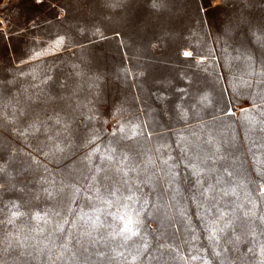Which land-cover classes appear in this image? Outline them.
Listing matches in <instances>:
<instances>
[{"label":"rangeland","instance_id":"rangeland-1","mask_svg":"<svg viewBox=\"0 0 264 264\" xmlns=\"http://www.w3.org/2000/svg\"><path fill=\"white\" fill-rule=\"evenodd\" d=\"M157 2L159 7H153V0H0V110L8 116L0 123V157L11 164L14 185L0 191V202H15L25 213L14 225H0V237L10 232L13 241L29 238L27 242L36 247L28 251L38 257L37 249L42 248L43 257L32 264H43L49 249L55 258L68 232L73 243L79 240L89 248L84 253L79 244L74 248L69 244L80 264L97 249L115 259L101 262L91 255L88 264H205L206 260L209 264H258L264 243L258 219L264 215L259 192L264 183L260 178L264 173V81L259 75L264 48L246 26L226 33L224 23L242 11L254 25L264 24V0ZM60 37L63 43H57ZM187 49L191 57L183 55ZM205 94L209 101L202 105L198 100ZM14 109L17 117L9 123ZM20 109L44 121L56 114L68 120L69 132L59 137L65 151L54 152L44 134L19 136L18 131L30 122L19 116ZM181 109L188 113L187 119L181 118ZM121 125L125 131L113 136ZM133 126H137L135 136ZM92 134L99 139L85 146ZM97 145L100 151L89 161L85 157ZM123 153L131 158L126 164L120 163ZM109 154L111 161L105 158ZM169 156L172 160L163 164ZM149 157L154 164H147L144 172ZM173 162L180 175L172 187L183 193L175 201L167 188ZM189 163L205 169L202 175L211 177L212 183L219 177L217 189L229 192L220 205L235 232L232 228L218 232V241L208 238V223L215 213L202 221L205 208L185 198L194 179L186 167ZM133 165H139L141 181L152 177L137 193H147L149 200L147 212L140 217V235L124 247L119 236L109 238L107 245L94 244L96 233L86 234L89 217L99 215L118 230L122 223L108 213L123 215L126 203L135 218L134 209L141 206L142 201L125 199L129 192L122 183L128 179L135 184L137 173L129 172L125 178L117 171ZM97 167L103 170L97 173ZM211 168L216 171L208 172ZM113 186L120 188L116 196L109 195ZM42 188L56 195L47 199ZM37 194L40 199L35 198ZM104 199L113 205L109 207ZM181 208L185 217L179 214ZM46 211L50 223L32 219L36 212ZM245 212L250 215L245 217ZM252 212L256 215L251 216ZM10 214L5 208L0 219ZM81 215L85 219L77 220ZM65 218L69 220L65 234L56 232L57 223ZM223 225L221 221L219 227ZM38 227H43V233L34 231ZM102 231L107 234L112 229ZM236 235L241 237L239 242L234 240ZM230 237L233 244L226 243ZM5 246L0 244V249ZM248 247L255 255L247 252ZM3 259L16 264L8 253ZM57 264L77 262L65 259Z\"/></svg>","mask_w":264,"mask_h":264},{"label":"snow or ice","instance_id":"snow-or-ice-1","mask_svg":"<svg viewBox=\"0 0 264 264\" xmlns=\"http://www.w3.org/2000/svg\"><path fill=\"white\" fill-rule=\"evenodd\" d=\"M242 3H249L250 0H241ZM112 6H116L115 4ZM159 3L157 0H153V7H159ZM243 26H246L250 34L254 37L255 42L261 47L264 48V24H261L259 26H256L252 23L251 20H249L248 16H246L242 11L233 14L231 17L227 19V21L224 23V28L226 33L231 32L234 28H241ZM64 38L60 37L57 41V43H63ZM42 53H36V56H40ZM183 55L185 57H191V52H184ZM261 68L259 75L262 78V81H264V60L261 62ZM43 82V81H42ZM250 86V85H249ZM209 101V97L207 94L199 97L198 103L202 105H206ZM19 116L24 117L25 119L29 120L30 122L27 123L26 127L23 130L18 131L19 136H33L35 137L36 134H44L45 140L50 142L52 145V148L54 152H63L65 151V146L62 145L61 141L59 140V137L62 135H65L69 132V122L68 120H65L62 116L59 114H56L54 116H49L47 121L39 119V115L36 114L35 116L33 113L26 111L25 109H20ZM10 116L13 117V120L9 121V123H12L14 119L17 117V110H13L12 113H9ZM181 118L187 119L188 113L185 112L183 109H181L180 112ZM89 119H92V117H89ZM5 120H8V116H6L2 110H0V123H3ZM135 127L133 126V132L132 136L137 135V133L134 131ZM125 131V128L123 125H121L118 129L114 130L112 135L115 136L117 132L123 133ZM128 139H131L132 137H126ZM99 139V136L96 134H92L91 136L86 138L85 146L95 144V142ZM39 151L40 149L37 148ZM99 146H95L92 148V150L87 154L85 157L89 161H91V157L95 155L97 152H99ZM116 149H110V152H115ZM186 151V150H184ZM216 152H219V148L216 149ZM43 155L48 156V152H43ZM107 160L111 161L113 157L109 154L105 157ZM211 157H209L210 159ZM220 159H223V157H219ZM131 158L127 153L122 154V159L120 161L121 164H126ZM169 160H172V157L169 156L167 160H162V163L165 165H168ZM3 157H0V191H7V186H14L11 184V173L9 172V168L11 167V164L9 162H2ZM216 161L213 160V164H215ZM147 164H154V161H152L151 157H149L148 161L145 162V168L144 172L147 171ZM178 167V164L176 162H173L172 165H169V174L171 175V179L167 181V188L171 189L172 195L170 199L172 201L176 200V197L178 195H183L179 187L173 188L172 186L177 183V177L180 175L178 172L175 171V169ZM186 167L190 168L191 176L194 178L192 181V188L190 191V196L185 197L186 199H190L198 208L204 207L205 208V214L200 216V219L203 221L205 219H208L207 214L208 213H215V215L212 217L211 220H209L208 227H209V240L211 241H218L220 237L217 235L218 232H224L225 229L232 228L233 232H235V229L233 228V222L231 220H226L225 216L226 213L222 209L220 205V200L223 197H226L229 195V192L227 189H217V184L220 183V178H216V183L211 182V177L205 178L202 173H205V169L199 167L197 164L189 163L186 165ZM103 169L100 167L96 168V172L99 173ZM117 171L121 172L123 177H128L129 172H136V182L135 184H132L129 182L128 179H123L122 183L125 187H127V190L129 192V195L125 197L126 200L132 201L133 203L141 202V206L139 209H134L135 211V218L131 215L130 212L127 211L128 204H124L123 207L125 208V213L123 215H118L117 213H108L112 217L113 220H119L122 223V227H119L117 230V226L113 223H109L106 220H102L99 215H96L95 218L89 217L88 221L86 223L88 224L89 231L86 233L89 236H92V233L95 232L96 235L93 237V243L94 244H103L107 245L108 239L112 238L115 239L117 236L122 238L123 243L120 245L121 247H124L127 241L131 240L133 237L140 235V226L143 224V221L141 220V214L147 212V205L149 204V200L147 198V193H140V185L141 184H150L152 182V177L148 176L144 180H140V172L141 169L139 165H133L131 167H120L117 169ZM208 172H214L216 171L215 168H211L207 170ZM228 175L231 176L232 173L228 172ZM260 178L264 180V173L260 174ZM97 177L94 175L92 177V180L95 181ZM78 192L79 189H76ZM120 191L119 187L113 186L112 190L110 191V196H116V193ZM235 190L233 189V194ZM260 192V198L264 199V183H262L259 187ZM41 194L45 196L47 199H53L56 193L49 188H42ZM37 194L35 196L36 199H40V195ZM97 199H101L99 196V189H97ZM163 193H161L162 195ZM88 200H92V196L87 197ZM119 201V198H117V202ZM103 203L108 204L109 207L113 205L112 200L104 199L102 200ZM205 204L207 206L205 207ZM170 206V205H168ZM256 205L253 204V208H255ZM8 208L11 211L10 216L5 219H0V225H14L15 221L18 217L25 215V213L20 212L19 205H17L15 202H11L9 205H3L2 202H0V214L4 212V209ZM71 211V209H69ZM97 211H101L100 209H97ZM48 211L44 212L42 215L40 212H36L32 219L36 220L37 222L43 221L44 224H48L51 221L48 219ZM179 214L181 217H185L186 213L181 208L179 210ZM54 215L59 216L58 212H55ZM86 215V214H85ZM245 217H248L250 215L249 212L244 213ZM255 212L251 213V216H255ZM84 215H81L77 217V220H84ZM261 225V231L260 234L264 236V215H261L258 217ZM221 221H224L223 227H219V224ZM69 220L65 218L62 223H57L55 231L65 234L64 224H68ZM72 227H77V221H72ZM112 229V231H108L107 234H105L104 229ZM34 231H38L40 233H43L44 229L43 227H38L34 229ZM253 231V235H254ZM11 233L8 232L5 234L4 237H0V244H5V248L0 249V264H6V261L3 259V254L8 253L10 255H13L14 261L16 264H32L33 261H36L37 259H40L43 257V249H37V251L40 253V257L34 255L31 251H28L29 248H35V244H29L27 241L29 238H25L21 240L19 237L13 241L10 239ZM34 239V238H33ZM241 237L239 235H236L234 237L235 242H239ZM42 243V242H37ZM226 243L233 244L234 241L230 237L227 239ZM69 244H73V248L75 245H80L81 248H83L84 253H89V248L84 247L82 244H80L79 240H76L73 243L71 233L68 232L64 235V239L62 240L61 244L59 245L60 251L58 254L53 258L51 255V249H49V254L46 256V259L43 260V264H57L58 261H64L67 259L68 261H76L77 264H80V258L77 256L76 251L69 248ZM44 247H48L46 244ZM53 247H55V243H53ZM14 249H20L19 251H15ZM9 250H14L10 252ZM225 251H232L233 249L225 248ZM113 252L116 251V249H112ZM247 252L255 255V251L252 247H248ZM68 253H71V255H66ZM91 255H95L97 259L101 262H103L105 259L112 260L115 259V257H109L108 253L97 249L94 253L89 254L85 257L83 264H88L89 260L91 259ZM117 255H123V253H117ZM215 256L220 257L219 252L214 253ZM259 256L260 259L258 260V264H264V243H261L259 248ZM195 258V257H193ZM133 261H135L137 258L133 257ZM205 264H209V262L206 260ZM220 264H223V261L220 262ZM234 264V262H233Z\"/></svg>","mask_w":264,"mask_h":264},{"label":"bare ground","instance_id":"bare-ground-1","mask_svg":"<svg viewBox=\"0 0 264 264\" xmlns=\"http://www.w3.org/2000/svg\"><path fill=\"white\" fill-rule=\"evenodd\" d=\"M213 1H214V4L218 3V0H213ZM186 51H187V52H190V50H188V49L185 50V52H186Z\"/></svg>","mask_w":264,"mask_h":264}]
</instances>
